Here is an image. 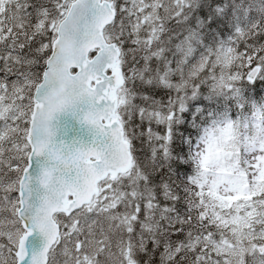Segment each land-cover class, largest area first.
I'll return each instance as SVG.
<instances>
[{
    "label": "snow or ice",
    "instance_id": "6c2138e0",
    "mask_svg": "<svg viewBox=\"0 0 264 264\" xmlns=\"http://www.w3.org/2000/svg\"><path fill=\"white\" fill-rule=\"evenodd\" d=\"M0 264H264V0H0Z\"/></svg>",
    "mask_w": 264,
    "mask_h": 264
}]
</instances>
